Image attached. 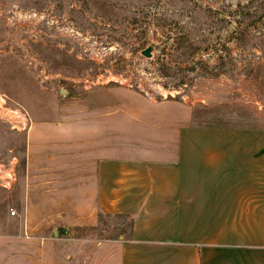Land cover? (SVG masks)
<instances>
[{"label": "rangeland", "instance_id": "374dc122", "mask_svg": "<svg viewBox=\"0 0 264 264\" xmlns=\"http://www.w3.org/2000/svg\"><path fill=\"white\" fill-rule=\"evenodd\" d=\"M148 99L193 106L199 126L264 128V0H0V264L114 259L124 217L54 235L32 232L29 214L27 231L28 132L65 116H113L157 133L149 124L162 121L149 114L168 107ZM93 102L105 107L80 111ZM11 109L27 114L28 130L12 128Z\"/></svg>", "mask_w": 264, "mask_h": 264}, {"label": "crops", "instance_id": "0c3cea01", "mask_svg": "<svg viewBox=\"0 0 264 264\" xmlns=\"http://www.w3.org/2000/svg\"><path fill=\"white\" fill-rule=\"evenodd\" d=\"M149 101L170 108L150 112L162 121L149 124L157 133L138 130L134 117L31 125L27 231L29 214L32 232L54 235L124 217L128 237L96 264H264V128L199 126L193 106ZM104 107L80 103V111ZM138 140L158 147L135 150Z\"/></svg>", "mask_w": 264, "mask_h": 264}, {"label": "built area", "instance_id": "2783aa9c", "mask_svg": "<svg viewBox=\"0 0 264 264\" xmlns=\"http://www.w3.org/2000/svg\"><path fill=\"white\" fill-rule=\"evenodd\" d=\"M4 109L6 110L7 108ZM11 119H13V125L12 128L18 130H28L29 129V123L27 114H23L20 110L17 109H11ZM25 120V121H23ZM10 181L6 183L5 187L10 186ZM12 215H15V212L12 211Z\"/></svg>", "mask_w": 264, "mask_h": 264}, {"label": "water", "instance_id": "95a60500", "mask_svg": "<svg viewBox=\"0 0 264 264\" xmlns=\"http://www.w3.org/2000/svg\"><path fill=\"white\" fill-rule=\"evenodd\" d=\"M143 55L146 56V57H151V49H146L143 51Z\"/></svg>", "mask_w": 264, "mask_h": 264}, {"label": "trees", "instance_id": "16d2710c", "mask_svg": "<svg viewBox=\"0 0 264 264\" xmlns=\"http://www.w3.org/2000/svg\"><path fill=\"white\" fill-rule=\"evenodd\" d=\"M103 216H105V215H103Z\"/></svg>", "mask_w": 264, "mask_h": 264}]
</instances>
